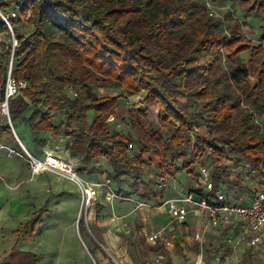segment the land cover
Returning <instances> with one entry per match:
<instances>
[{
  "label": "trees",
  "instance_id": "1",
  "mask_svg": "<svg viewBox=\"0 0 264 264\" xmlns=\"http://www.w3.org/2000/svg\"><path fill=\"white\" fill-rule=\"evenodd\" d=\"M231 1L245 21L228 27L210 16L206 0L29 2L22 14L29 15L33 31L18 33L13 22L19 41L14 76L28 85L10 100L12 122L55 141L68 137L80 173L102 170L105 160L118 184L129 176L142 183L144 155L155 149L161 176L193 174L207 160L216 189L236 183L233 165H248L264 188V23L259 45L243 29L254 13L264 20V0ZM0 6L10 4L0 0ZM0 23V34L9 40L8 26ZM3 45L2 93L12 52L10 42ZM247 51L251 56L243 63ZM93 85L122 94L97 97ZM139 94L141 105L128 111L132 130L111 129L120 100ZM155 107L158 128L148 118ZM59 115L64 117L56 121ZM4 129L11 131L8 122ZM45 210L39 208L18 234L35 231ZM39 258L14 246L0 264H37Z\"/></svg>",
  "mask_w": 264,
  "mask_h": 264
},
{
  "label": "crops",
  "instance_id": "2",
  "mask_svg": "<svg viewBox=\"0 0 264 264\" xmlns=\"http://www.w3.org/2000/svg\"><path fill=\"white\" fill-rule=\"evenodd\" d=\"M62 140L68 145L62 157L72 159L79 168L80 159L71 156L67 158L69 138L62 136L58 141ZM23 145L26 147L24 143ZM15 154L11 155L5 149L0 150L1 171L8 170L10 175L17 174L21 164ZM144 158L147 166L144 167L142 183L135 188L128 183L112 186L128 198L109 201L106 197L108 189L100 187L99 198L90 208L88 215L89 232L85 227L81 229L79 226L80 237L94 264H241L247 248L264 251V239L255 247L242 238L245 227L243 221L238 218L223 221L218 228L209 226L206 215L199 213H190L184 221L172 218L168 209L160 204L168 198L201 187L199 165L197 163L193 174L186 172L184 175L185 171H181L169 175L168 185L159 187L161 174L153 173L151 169L159 170L160 158L151 153H146ZM109 168L104 160L103 170L98 171V175L90 180L104 182L108 178ZM239 172L242 171L232 172L231 179L236 183L228 185L226 190L230 195L241 192L250 197L251 189L257 185L253 180L240 182L239 178L243 172ZM50 174L52 173L47 171L35 176L44 182ZM45 205L47 208V202L41 207ZM155 233L159 234V238L151 241L150 236ZM248 255L250 258L255 257L254 253Z\"/></svg>",
  "mask_w": 264,
  "mask_h": 264
},
{
  "label": "rangeland",
  "instance_id": "3",
  "mask_svg": "<svg viewBox=\"0 0 264 264\" xmlns=\"http://www.w3.org/2000/svg\"><path fill=\"white\" fill-rule=\"evenodd\" d=\"M207 1L211 3L210 9L208 8L210 16L220 20L226 27L229 26V23H244V11L231 0ZM247 21L248 24L243 28L244 32L248 39H251L255 45H259L261 42L258 36L264 23L263 17L254 13ZM16 23L18 25L15 26V29L18 33L29 34L33 31L29 19H22ZM56 37L59 38L60 34H57ZM250 56V51L244 52L241 55V61L247 63ZM251 82L254 83L255 78L251 77ZM93 87L97 97L122 94L121 89L104 88L97 85H93ZM143 96V94H139L131 98L123 97L120 100L116 115L109 120L111 129L124 130L125 132L132 130L129 124L128 111L132 107L140 106ZM63 117V115H59L56 121L63 119ZM148 118L155 127H159L158 108L150 109ZM6 124L7 119L0 113V140L15 150V157L21 164V169L17 174H12L13 176L8 173V170H6L7 173L5 170H0V260L6 259L13 247L17 246L19 249L39 254L40 258L37 264H94L79 232V226L81 229L83 227L89 228L88 215L90 211L87 214L85 211H81L79 186L71 179L55 172H50L52 174L48 175L49 178L45 179V183L41 178L36 179L28 153L12 129L11 131L4 129ZM13 126L30 154L39 158H44L46 151H53L61 156L65 154L68 146L65 140L55 141L50 134L34 135L22 121L13 123ZM134 151L137 152L138 150L133 149L132 152ZM69 157L70 154L68 153L67 158ZM100 167L103 170V164H100ZM151 170L153 173H160L157 169ZM98 173L88 172L81 173V175L90 180L94 179ZM107 176L110 178L108 171ZM259 181V177L254 175L253 182L258 184ZM125 183L134 188L140 184H135L131 176L123 184ZM34 185L37 187L34 188ZM113 185H118V183H114L112 180ZM46 202L47 208L36 231L29 235H19L17 229L32 219L33 213ZM253 253L255 257L250 258L248 254ZM244 255L241 264H264V251L261 249L251 248L248 250L247 248Z\"/></svg>",
  "mask_w": 264,
  "mask_h": 264
},
{
  "label": "built area",
  "instance_id": "4",
  "mask_svg": "<svg viewBox=\"0 0 264 264\" xmlns=\"http://www.w3.org/2000/svg\"><path fill=\"white\" fill-rule=\"evenodd\" d=\"M2 1L10 4V7L3 9L0 6V22H4L8 26L12 37L6 42L5 36L0 34V55H3L5 52L3 43L10 42L12 52L9 58L7 81L3 93L0 89V113L13 126L10 114V100L20 95L28 85L26 80H18L14 76L15 49L19 41L15 35L13 22L29 19V15H23L22 11L33 0ZM207 6L210 9L211 3L209 1H207ZM72 93L77 95L75 92ZM257 122L262 125L261 119L258 118ZM128 148L129 150H133L134 145L129 144ZM4 149L8 150L11 155L15 153L14 149L0 140V150ZM155 151V149H152L150 152L154 154ZM26 152L29 155L34 175L47 171L55 172L71 179L79 186L81 191V211H85L86 214L99 198L100 187L105 186L108 188L106 197L109 201H113L116 198H128L122 196L112 187L111 178L98 183L82 176L77 163L72 159H66L53 151H46L44 158L36 157L30 154L28 150ZM198 165L201 187L182 193L179 196L168 198L160 206H165L171 217L179 221H184L192 212L206 215L208 225L214 228L220 227L223 221L238 218L243 221L245 227L242 238L247 240L252 246H259L264 239V188L258 183L256 185L260 186H253L250 197L243 195L241 192L230 195L226 189L231 184H225L219 189L215 188L213 179L214 169L207 160H201L198 162ZM234 170L243 172V175L239 178V181L243 183L246 180H253L255 175V173L251 172L248 165H233L230 167V171L233 172ZM168 178L169 175L161 176L158 186H167L169 183ZM198 190H201L203 193L198 192ZM158 238V233L150 236L151 241H156Z\"/></svg>",
  "mask_w": 264,
  "mask_h": 264
},
{
  "label": "water",
  "instance_id": "5",
  "mask_svg": "<svg viewBox=\"0 0 264 264\" xmlns=\"http://www.w3.org/2000/svg\"><path fill=\"white\" fill-rule=\"evenodd\" d=\"M10 126H11V129H12V131L14 132L15 136L17 137L18 141L20 142V144H21V145L23 146V148L27 151V148L23 145V143H22L21 140L19 139V137H18V135H17V133H16L14 127H13L11 124H10Z\"/></svg>",
  "mask_w": 264,
  "mask_h": 264
}]
</instances>
